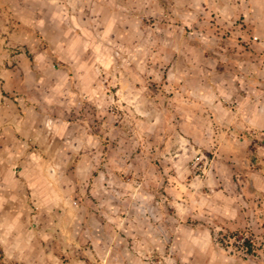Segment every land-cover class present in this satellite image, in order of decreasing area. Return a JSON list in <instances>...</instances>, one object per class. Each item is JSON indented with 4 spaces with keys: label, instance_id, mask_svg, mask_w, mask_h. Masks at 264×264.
<instances>
[{
    "label": "rangeland",
    "instance_id": "1",
    "mask_svg": "<svg viewBox=\"0 0 264 264\" xmlns=\"http://www.w3.org/2000/svg\"><path fill=\"white\" fill-rule=\"evenodd\" d=\"M55 5L105 54L87 94L68 62L38 67L37 45L50 39L35 23ZM155 9L0 0V214L20 224L3 233L0 223V240L29 245L10 257L0 247V264H264V196L250 178L264 172V130L251 119L264 105L261 41H241L243 86L217 50L199 57L212 72L202 76L192 56L171 51L179 34L150 35L172 31Z\"/></svg>",
    "mask_w": 264,
    "mask_h": 264
},
{
    "label": "clouds",
    "instance_id": "2",
    "mask_svg": "<svg viewBox=\"0 0 264 264\" xmlns=\"http://www.w3.org/2000/svg\"><path fill=\"white\" fill-rule=\"evenodd\" d=\"M142 2L145 7L156 5L155 11L149 14H159L161 18L169 21L166 28L172 29V31L154 29L150 35L154 36L159 31H165L168 37L176 38L179 34L178 42L171 48V51L192 56V63L202 76L211 77L212 72L200 69L199 57L205 52L217 50V63L231 65V83L239 82L243 86L247 78L245 75L247 65L250 61L240 47L241 41L248 40L249 36L259 39L261 41L259 48L264 53V0H166L168 8L160 7L165 0H142ZM213 19L215 24L211 23ZM244 24H248L252 31H241ZM185 27L191 31L184 32ZM228 32L231 36L223 42L224 47L221 48V38L224 33ZM187 41H195L196 44L193 46L191 43H186ZM167 47V44L163 46L164 49ZM197 49H199V56L196 55ZM261 65V72L264 73V59L261 60ZM161 67L164 65L162 64ZM208 68L214 70V64H209ZM184 75L186 74H182L181 79ZM169 79L172 78L169 77ZM224 83H229V81H224ZM261 95L264 96V93ZM257 102L264 103V101Z\"/></svg>",
    "mask_w": 264,
    "mask_h": 264
},
{
    "label": "crops",
    "instance_id": "3",
    "mask_svg": "<svg viewBox=\"0 0 264 264\" xmlns=\"http://www.w3.org/2000/svg\"><path fill=\"white\" fill-rule=\"evenodd\" d=\"M37 1L43 2V0ZM39 11L42 12L40 9ZM82 22V19L77 16L70 17V14L66 13L65 9L58 7V5H55V8L50 9L48 12L41 13L37 18L35 26L42 31L44 30L43 32L49 31V34H44L46 37L49 36L50 44L44 46L38 43L35 56L40 69L45 67V65L51 64L49 63L50 60H55L56 58L71 64L74 69L77 70V73L81 75V92L87 94L90 89V80L94 75V66L98 62L97 57H101L105 54L103 53L102 47L100 48L98 47L99 45L96 44V40L93 41V36L90 37V33L85 30L84 26L82 27L83 24H80ZM57 76V80L55 79L53 82L61 84V81L65 78L64 73L59 71ZM5 84L7 85L10 83L6 81ZM251 119L252 124L255 125L256 128L264 130V105L256 108ZM260 138L264 140V132L260 134ZM34 177L35 175L31 176L32 179ZM250 178L253 188L264 196V172L253 173ZM4 180L3 184L7 186L8 177ZM4 204L3 198L0 196V213L5 206ZM11 217L12 216L8 215V213L4 215L0 214V223H2L5 229L3 233L14 231L20 226L19 223L12 222ZM7 225L13 226L12 229L6 230L5 226ZM4 238L3 236L0 240V247L6 257L17 256V254L26 252L29 249L27 237L21 238L14 235L11 240L7 241H5Z\"/></svg>",
    "mask_w": 264,
    "mask_h": 264
}]
</instances>
